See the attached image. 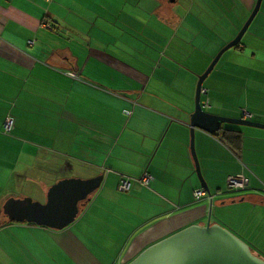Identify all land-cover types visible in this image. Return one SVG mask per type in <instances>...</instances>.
<instances>
[{
	"label": "crops",
	"instance_id": "crops-1",
	"mask_svg": "<svg viewBox=\"0 0 264 264\" xmlns=\"http://www.w3.org/2000/svg\"><path fill=\"white\" fill-rule=\"evenodd\" d=\"M255 2L0 0V264H127L205 225L211 209L247 204L264 214V129L226 125L241 133L239 156L195 130L212 200L194 196L203 188L190 132L199 76ZM258 15L205 80V111L242 118L246 110L264 124ZM145 172L148 185L137 181ZM99 175L101 187L64 230L10 222L3 213L11 193L45 202L59 180ZM243 175L248 190H229L227 178ZM124 178L133 179L128 193L118 189Z\"/></svg>",
	"mask_w": 264,
	"mask_h": 264
},
{
	"label": "water",
	"instance_id": "water-1",
	"mask_svg": "<svg viewBox=\"0 0 264 264\" xmlns=\"http://www.w3.org/2000/svg\"><path fill=\"white\" fill-rule=\"evenodd\" d=\"M262 1H256L251 15L237 36L218 52L198 79L195 111L190 119L191 154L201 186L208 194H210L209 187L202 175L195 150V130L200 129L214 134L224 125L264 129V124L260 122L209 113L204 110L201 102L205 80L223 54L239 45L259 12ZM103 180L104 175L88 179H61L49 188L45 202L34 201L30 197H11L3 204V213L10 222L64 230L76 221L82 208L91 201L92 195L101 187ZM128 264H264V259L255 255L250 246L234 233L218 223L212 224L209 217L205 225L188 226L149 246Z\"/></svg>",
	"mask_w": 264,
	"mask_h": 264
},
{
	"label": "rangeland",
	"instance_id": "rangeland-1",
	"mask_svg": "<svg viewBox=\"0 0 264 264\" xmlns=\"http://www.w3.org/2000/svg\"><path fill=\"white\" fill-rule=\"evenodd\" d=\"M263 2L264 0L262 1L260 10L258 12L259 14L257 16L258 19L264 16V3ZM203 90H205V86L203 87ZM201 101L203 104L206 102L205 94H202ZM204 107L207 108L208 106H204ZM198 159H199V156H198ZM198 161L200 164V160ZM60 172L65 173L66 170L58 171V173ZM76 178H81V177H76ZM82 179H85V178H82ZM11 197L20 198L21 196L20 194L16 192V193H11L10 198ZM41 201L44 202V199L42 197H41ZM256 211L257 210L255 208L247 204L244 206L238 207V208L236 207L232 211L225 209L223 212H221L220 209L218 210L217 208L213 210L211 209L210 212H208L209 214L207 216L206 221L203 223L206 224L207 220L210 217V221L212 224L218 223L222 225L223 227H225L226 229H228L229 231H231L232 233H234L236 236H238L241 240H243L245 243H247L250 246V248L252 249L255 255L264 259V214L263 212H256ZM262 222H263V225L261 228V225L259 226V224H261Z\"/></svg>",
	"mask_w": 264,
	"mask_h": 264
},
{
	"label": "built area",
	"instance_id": "built-area-1",
	"mask_svg": "<svg viewBox=\"0 0 264 264\" xmlns=\"http://www.w3.org/2000/svg\"><path fill=\"white\" fill-rule=\"evenodd\" d=\"M72 77H75V75L73 73L69 74ZM202 94L206 95V91L202 89ZM203 108H205L204 106H208V100H206V102L203 104L202 103ZM128 113V112H127ZM129 114V113H128ZM251 114H249V112H247L246 110L242 111V118L245 120H251ZM13 125H14V121L12 118H7L3 124V132L5 134H9L12 129H13ZM151 176L145 172L142 177L140 179H138L137 181L139 183H141L142 185H148L150 180H151ZM132 181L133 179L131 178H124L119 186L118 189L119 191L123 192V193H128L131 190V186H132ZM227 186L228 189L231 191H235V192H243L248 190V188L250 187V181L246 176H229L227 178ZM194 196L196 199H201L204 197H208L210 200L213 199V197L210 194H207L206 191L204 189H198L194 192Z\"/></svg>",
	"mask_w": 264,
	"mask_h": 264
},
{
	"label": "trees",
	"instance_id": "trees-1",
	"mask_svg": "<svg viewBox=\"0 0 264 264\" xmlns=\"http://www.w3.org/2000/svg\"><path fill=\"white\" fill-rule=\"evenodd\" d=\"M237 47L238 46L235 48ZM212 135L216 137L224 146H226L234 155H240L242 149V136L240 132L233 129H227L226 125H224L219 132Z\"/></svg>",
	"mask_w": 264,
	"mask_h": 264
}]
</instances>
